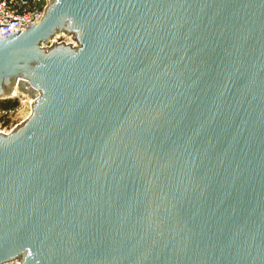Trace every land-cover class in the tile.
Wrapping results in <instances>:
<instances>
[{
    "label": "water",
    "instance_id": "obj_1",
    "mask_svg": "<svg viewBox=\"0 0 264 264\" xmlns=\"http://www.w3.org/2000/svg\"><path fill=\"white\" fill-rule=\"evenodd\" d=\"M37 23L0 40V100H34L0 132V264H264V0Z\"/></svg>",
    "mask_w": 264,
    "mask_h": 264
},
{
    "label": "built area",
    "instance_id": "obj_2",
    "mask_svg": "<svg viewBox=\"0 0 264 264\" xmlns=\"http://www.w3.org/2000/svg\"><path fill=\"white\" fill-rule=\"evenodd\" d=\"M47 5L48 0H0V40L20 31L21 34L37 22L39 24L45 15ZM19 109L20 107L2 109L0 117L12 119ZM22 122L16 123L9 132Z\"/></svg>",
    "mask_w": 264,
    "mask_h": 264
},
{
    "label": "rangeland",
    "instance_id": "obj_3",
    "mask_svg": "<svg viewBox=\"0 0 264 264\" xmlns=\"http://www.w3.org/2000/svg\"><path fill=\"white\" fill-rule=\"evenodd\" d=\"M62 43L74 45V36L65 33L61 34L57 37H54L52 41L45 47L46 49H50L52 46ZM12 100H16L19 103V112L15 114L12 119L0 117V131L9 132L16 123L25 121L31 114L32 105L29 104L28 98H22V96H20L18 98H13ZM8 264H21V259H16L15 261Z\"/></svg>",
    "mask_w": 264,
    "mask_h": 264
},
{
    "label": "trees",
    "instance_id": "obj_4",
    "mask_svg": "<svg viewBox=\"0 0 264 264\" xmlns=\"http://www.w3.org/2000/svg\"><path fill=\"white\" fill-rule=\"evenodd\" d=\"M17 107H19V103L16 100H0V110L15 109Z\"/></svg>",
    "mask_w": 264,
    "mask_h": 264
},
{
    "label": "bare ground",
    "instance_id": "obj_5",
    "mask_svg": "<svg viewBox=\"0 0 264 264\" xmlns=\"http://www.w3.org/2000/svg\"><path fill=\"white\" fill-rule=\"evenodd\" d=\"M75 45V44H74ZM20 96H22V98L24 97V98H28V102H29V104H31V105H33V103H34V100L31 98V96L29 95V94H27V92H20L19 90H18V88H16L15 89V92H14V94H13V96H12V98H18V97H20ZM37 96V95H36Z\"/></svg>",
    "mask_w": 264,
    "mask_h": 264
}]
</instances>
